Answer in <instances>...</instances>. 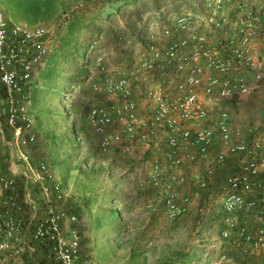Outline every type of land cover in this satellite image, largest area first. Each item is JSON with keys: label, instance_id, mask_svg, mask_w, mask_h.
Masks as SVG:
<instances>
[{"label": "built area", "instance_id": "obj_1", "mask_svg": "<svg viewBox=\"0 0 264 264\" xmlns=\"http://www.w3.org/2000/svg\"><path fill=\"white\" fill-rule=\"evenodd\" d=\"M55 37L39 24L10 22L0 9V132L20 165L0 170V264H21L29 243L42 264H97L79 250L70 227L77 215L63 205L60 181L47 163L32 165L26 151L36 141L30 86ZM139 37L127 61L110 65L101 49L91 58L87 82L104 98L86 115L97 149L138 150L146 166L141 185L154 191L168 221L186 215L191 201L178 186L207 189V177L229 159L208 208L197 205L196 212L217 214L219 238L264 264V111L258 122L241 125L223 105L264 91V0H203L199 14L150 21ZM199 157L208 159L207 177L193 169Z\"/></svg>", "mask_w": 264, "mask_h": 264}, {"label": "rangeland", "instance_id": "obj_2", "mask_svg": "<svg viewBox=\"0 0 264 264\" xmlns=\"http://www.w3.org/2000/svg\"><path fill=\"white\" fill-rule=\"evenodd\" d=\"M202 2L0 0V9L10 22L39 24L56 34V43L30 86L27 110L36 141L26 151L32 165L47 163L60 181L66 194L63 205L77 215L70 227L78 232L79 250L91 254L97 264H179L193 246V255L200 257L195 264L257 261L256 257L239 256L233 244L219 238L217 214L189 213L178 221H168L154 208L155 196L144 207L139 190L131 189L134 182L136 188L149 192L141 185L146 166L138 159V150L100 152L86 123L89 107L104 100L87 82L93 54L103 50L110 65L127 61L137 47L142 26L182 11L199 14ZM71 18L80 25L67 26ZM116 34L121 41L115 40ZM223 105L235 124L256 123L263 116L264 91ZM132 194L139 201H131Z\"/></svg>", "mask_w": 264, "mask_h": 264}, {"label": "crops", "instance_id": "obj_3", "mask_svg": "<svg viewBox=\"0 0 264 264\" xmlns=\"http://www.w3.org/2000/svg\"><path fill=\"white\" fill-rule=\"evenodd\" d=\"M232 121L234 122V120H232ZM258 121H256V122H258ZM239 124L245 125V122H239ZM1 130L2 131L0 132V170L7 171V172L19 170L20 165L15 164L14 161L10 159V156H8L9 150L2 145L3 140L7 137V133H6L4 128ZM229 163H230V161H229V159H227L224 164H222L220 167H217L213 170V173L211 176L207 177L205 172H206V169L208 168V165H209L208 159L206 157H199L198 158V160L194 163L193 169L195 171H197L201 176L207 177V179L209 181V187L207 189H197L194 184H190L188 182H185L184 184L178 186L179 192L181 194H186V195L191 196V201L188 205L187 214L190 213V215L192 214L195 216V214L197 213L196 212L197 205H205L206 209L208 208L209 205H207L208 204L207 200L209 199L210 195H213L212 192H215L216 190H218V186H219V184H220V182L224 176L222 171L224 169L226 170L227 164H228V167H231V165ZM181 172H183V174L187 176L188 173L190 172V170L188 168L187 170H184V171L181 170ZM18 174L16 177H18ZM131 189H132V191H134L133 189L139 190L138 191V196H139L138 199L141 200L140 202H142L144 207H148L150 205V200H152L154 198V196H155V198L153 200L156 201L157 196L154 193V191L151 190L150 188H146L149 190V192L145 193V191L142 192V188H138V186L136 188V186L134 185V182H132ZM196 193H198V194L196 195ZM130 199H131V201L135 200L136 195L132 194ZM138 199H136V200L139 201ZM153 205L156 209H158L159 205L157 204V201L154 202ZM140 206H141V203H140ZM161 215H162V213H161ZM189 239L191 242L196 241L195 238H193V237H189ZM28 247H29L28 251L25 254V256L23 257V262L21 264H42L43 260H42L39 248L33 246V244H30V243H29ZM79 247H80V242H79ZM194 249H195V247L193 246L191 251L187 250L186 254L182 255V258H181L179 264H181V262H186V264H195L197 262V259H200V257L196 258L193 255V254H195ZM196 255L198 256V254H196Z\"/></svg>", "mask_w": 264, "mask_h": 264}, {"label": "trees", "instance_id": "obj_4", "mask_svg": "<svg viewBox=\"0 0 264 264\" xmlns=\"http://www.w3.org/2000/svg\"><path fill=\"white\" fill-rule=\"evenodd\" d=\"M66 25L67 26H74L76 28L77 25H80V22L76 19L71 18V20H69Z\"/></svg>", "mask_w": 264, "mask_h": 264}]
</instances>
